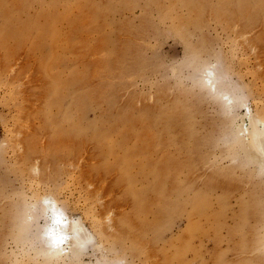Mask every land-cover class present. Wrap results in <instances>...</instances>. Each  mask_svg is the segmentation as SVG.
<instances>
[{
	"label": "rangeland",
	"instance_id": "1",
	"mask_svg": "<svg viewBox=\"0 0 264 264\" xmlns=\"http://www.w3.org/2000/svg\"><path fill=\"white\" fill-rule=\"evenodd\" d=\"M236 1L0 0V264H264V170L238 133L245 107L264 118V10ZM132 146L144 151L124 170ZM168 156L184 164L178 202L136 215L128 189ZM44 197L97 245L46 257ZM160 209L156 238L141 224Z\"/></svg>",
	"mask_w": 264,
	"mask_h": 264
},
{
	"label": "bare ground",
	"instance_id": "2",
	"mask_svg": "<svg viewBox=\"0 0 264 264\" xmlns=\"http://www.w3.org/2000/svg\"><path fill=\"white\" fill-rule=\"evenodd\" d=\"M259 1L257 2V4L259 3ZM221 2L224 3L225 0H221ZM189 3H191V2L189 1ZM246 3L247 2L244 0L236 1L235 9L238 10V12H240V14L245 13L247 11V9L248 10L250 9L248 3L247 4ZM221 6H222V3H221ZM261 7H262L261 10L263 11L264 5L262 3V0H261ZM251 10H253V8ZM247 13H249V12H247ZM260 13H261V11H260ZM5 18H6V21H4V24H3L0 32H5L3 28H5L7 25L11 24V18L9 16H5ZM3 38L4 37H1L0 40H3ZM208 76L210 77L209 80L212 79L213 82L216 81L214 73L208 72ZM233 99L228 98L227 100H228V102H232V101H234ZM80 101H82V98L80 99ZM235 101L236 102L239 101L241 103L242 99H241V97H238V98H236ZM245 108L248 112L249 119H250L249 127L244 128V125L239 126L238 133L242 135L241 140H242L246 154L249 157V159L252 160L260 168V170H264V118L261 115H259L258 113L251 114L249 112V110L247 109V107H245ZM94 125L95 124H92L93 132H92L91 137L96 142L100 143V145H104L103 140H104L105 132L100 130V128L98 126L94 127ZM168 126H169V128H168ZM168 126H165L164 132L166 130H167L166 132H168L170 130L171 125H168ZM87 132H88L87 130L84 131V130L76 127V128H71V132H69V134L74 135L76 138H80V137H84ZM147 148H149V147H146V149ZM141 150H143V149L139 146H132V147L126 149L125 154L121 157L123 159L122 160L123 162L120 163V165H123L124 170H126L128 167L134 166V163L133 162L131 163L130 159H132L133 157L139 156L141 154ZM183 165L184 164L178 163L174 158H169V156L164 157L163 160H161V162L147 163L146 166L148 167V174L152 177V180H153L152 184L150 186H148L149 185L148 184V185H146L148 187H143L142 189H139V190H135V188H134L135 186L130 187L127 191V194H126L127 197L129 198V201L133 202L134 211H135L136 215L137 214H145V212L147 210L150 211L149 207L147 205V202H154V201L166 202V203L167 202H178V196L180 195L181 190L176 185L175 176H176L177 170L184 169ZM144 166H145V164H144ZM139 169H141V167ZM123 172L125 174V171H123ZM146 177H147V175H144V180H147ZM126 179H127L128 183L131 182L130 179H128V178H126ZM126 179L122 178V180H124V181H126ZM167 187L177 188L178 190L175 192H172ZM149 194H150L151 199H148ZM45 198L46 197H44L40 202L41 214L45 220V223L41 227L39 237H40V241H42V251L46 257H48L49 259H52V260H56V261H58V260H73V259H77L83 253H85L89 248H92L95 245H97V242H96L97 237L95 238V236H94L96 234L93 235V232H91L89 229H87L85 227V225L81 222L80 219H79V223L75 224V225L72 222H69L67 225L54 223L55 216L51 210V207L46 206L43 203ZM191 202H193L192 204H195L194 207H196V209L198 208V210H199V207H198L199 198H197L194 201L192 200ZM56 204H57V207L59 209H62L63 212L66 214L63 207L60 206L57 202H56ZM169 205H170V203H169ZM166 214H167V212H165L164 209L163 210L160 209L157 212H154L155 216H154V221L152 223L144 224L142 222L141 225H143L144 229L152 230L153 232H155V236L157 238V236L159 235V231L162 229L161 223L163 222V220H165L164 218L167 216ZM66 217L69 218V220L71 221V218L67 214H66ZM74 227H80V228L84 229V231H82L80 233V239L81 240H86L88 235H91L94 238V243L87 245L84 250H81L77 245V240L75 238H72V239H69L68 241H66L65 244H63L59 249H54V248L50 247L49 241L44 235L49 229L53 230L54 232L64 233V234L69 235L70 237H73ZM121 227H122V229L126 228V230L127 229L129 230V228L131 227V220L129 218L128 219H125V218L122 219L121 220ZM126 233L128 234V232H126ZM99 247L101 248V245ZM131 248H132V251H131L132 253H135L137 251L136 246L133 245ZM183 253H184V249L177 251V255L179 256V258L183 255ZM110 264H112V261ZM113 264H118V261L114 262Z\"/></svg>",
	"mask_w": 264,
	"mask_h": 264
},
{
	"label": "clouds",
	"instance_id": "3",
	"mask_svg": "<svg viewBox=\"0 0 264 264\" xmlns=\"http://www.w3.org/2000/svg\"><path fill=\"white\" fill-rule=\"evenodd\" d=\"M43 203L44 205L51 207V210L55 216L54 223L64 224V225H67L69 222H72L74 225L79 223L78 217L71 218V221H70L69 218L66 217V214L63 212V210L57 207L55 200H53L52 198L46 197ZM82 231H84L83 228L74 227L73 237H70L67 234L57 233L49 229L44 235L48 239L50 247L54 249H59L63 244H65L66 241H68L69 239L75 238L77 240L78 247L81 250H84L87 245L94 243V238L91 235H88L86 240H81L80 233ZM118 264H125V261L121 260L118 262Z\"/></svg>",
	"mask_w": 264,
	"mask_h": 264
}]
</instances>
